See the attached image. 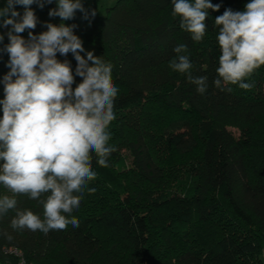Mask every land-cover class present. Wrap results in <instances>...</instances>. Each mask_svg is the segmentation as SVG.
Wrapping results in <instances>:
<instances>
[{
    "label": "trees",
    "instance_id": "obj_1",
    "mask_svg": "<svg viewBox=\"0 0 264 264\" xmlns=\"http://www.w3.org/2000/svg\"><path fill=\"white\" fill-rule=\"evenodd\" d=\"M248 2L211 0L220 9H209L205 36L195 42L173 16L171 0H117L113 6L82 0L89 19L77 10L63 23L77 25L81 55L92 51L112 66L119 91L109 143L116 151L108 168L93 159L98 175L88 187L95 192L85 190L73 212L78 228L47 234L13 230L15 212L0 216V264H15L4 252L11 247L20 249L28 264H264V66L245 80L253 84L250 90L230 85L231 92L221 91L213 84L220 54L215 17L228 8L242 11ZM31 7L37 26L21 33L26 40L29 31L38 35L47 23L62 22L48 15L55 0L42 9ZM16 10L23 15V6ZM8 42L4 36L0 48ZM180 44L187 46L192 75L208 77L203 95L185 74L169 68ZM8 59L0 52V100ZM57 59L67 60L75 76L71 53H57ZM81 81L75 76L73 88ZM122 150L130 157L127 172L120 165ZM165 150L181 159L178 169L167 168ZM4 195L12 194L0 185ZM16 198L18 208L43 218L37 200Z\"/></svg>",
    "mask_w": 264,
    "mask_h": 264
},
{
    "label": "clouds",
    "instance_id": "obj_2",
    "mask_svg": "<svg viewBox=\"0 0 264 264\" xmlns=\"http://www.w3.org/2000/svg\"><path fill=\"white\" fill-rule=\"evenodd\" d=\"M173 16L180 17V27L195 42L203 40L209 9L219 11V4L211 0H171ZM53 0H7L0 8V27L8 28V43L0 48L7 53L4 75V98L0 100V185L12 195L0 197V216L14 211L10 227L13 230L40 231L67 230L79 227L73 215L85 190L95 188L88 184L97 178L93 159L102 168H108L109 157L116 151L109 143V126L116 119L114 112L118 88L112 80V66L101 56L87 51L83 41L74 34L77 25L63 21L73 19L79 10L83 19H89V10L82 0H55L50 17H59V25L46 24L40 34L28 32L26 40L21 33L37 26L32 9H41ZM23 6V15L16 6ZM95 9L91 16H95ZM219 28L217 78L215 88L231 92L230 85L250 90L252 83L245 80L264 66V0H249L242 11L225 9L215 17ZM4 36L0 34V43ZM187 46L173 48L175 58L169 68L185 74L199 94L206 93L208 77L192 75V63ZM57 53H71L77 62L75 76L82 81L73 88L75 76L70 63L57 59ZM91 61V65L89 64ZM37 200L43 208V218L28 209L18 208L17 196ZM43 197V199H41ZM11 237H9L10 239Z\"/></svg>",
    "mask_w": 264,
    "mask_h": 264
},
{
    "label": "rangeland",
    "instance_id": "obj_3",
    "mask_svg": "<svg viewBox=\"0 0 264 264\" xmlns=\"http://www.w3.org/2000/svg\"><path fill=\"white\" fill-rule=\"evenodd\" d=\"M100 3L102 5H104V6H113L114 5V3H112L109 0H100ZM170 114H171L170 112H166L165 116L167 118H170V117H172V115H170ZM231 131L236 137H238L239 134H240L239 131L236 128H231ZM163 156L166 158V160L168 162V164H167V168L168 169H178L179 164H181V162H180L181 159L180 158H177L174 153H172L170 151H167V150L163 151ZM120 157L122 158V162L120 160V165H122V166L124 165L123 169H124V171L127 172L128 168H125V167L130 164L129 154L127 152H125L124 150H122V155ZM125 175H127V173ZM127 184H128V188H129L130 191H135L136 192L135 188L132 186V184L130 182H128ZM137 191H138V189H137ZM262 260H263V263H264V253L262 255Z\"/></svg>",
    "mask_w": 264,
    "mask_h": 264
},
{
    "label": "built area",
    "instance_id": "obj_4",
    "mask_svg": "<svg viewBox=\"0 0 264 264\" xmlns=\"http://www.w3.org/2000/svg\"><path fill=\"white\" fill-rule=\"evenodd\" d=\"M4 252L6 254H11L15 257V264H28L26 261V258L24 256V253L15 247H11V248H5Z\"/></svg>",
    "mask_w": 264,
    "mask_h": 264
},
{
    "label": "crops",
    "instance_id": "obj_5",
    "mask_svg": "<svg viewBox=\"0 0 264 264\" xmlns=\"http://www.w3.org/2000/svg\"><path fill=\"white\" fill-rule=\"evenodd\" d=\"M112 3H115L117 0H109ZM7 0H0V8L5 7ZM0 24H2V18H0ZM9 31L8 28L0 27V34L3 36H7V32Z\"/></svg>",
    "mask_w": 264,
    "mask_h": 264
}]
</instances>
